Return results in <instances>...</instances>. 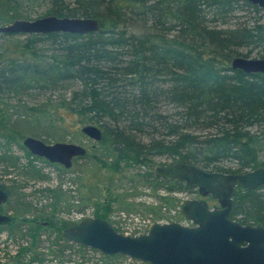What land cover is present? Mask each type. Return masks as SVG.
I'll return each mask as SVG.
<instances>
[{"label":"trees","instance_id":"1","mask_svg":"<svg viewBox=\"0 0 264 264\" xmlns=\"http://www.w3.org/2000/svg\"><path fill=\"white\" fill-rule=\"evenodd\" d=\"M44 1L48 7L40 16L95 18L99 28L82 33L0 32V102L22 89L43 93L68 88L69 95L57 106L101 129L99 141L107 154L100 166L109 173L101 177L109 184L106 180L98 186L106 187L105 196H113V180L130 168L131 180L136 177L148 189L199 196L182 180L154 174V157L221 172L264 167V72L231 67L236 56L254 53L264 58V10L256 3ZM22 2L0 0V26L24 19L18 12ZM148 211L162 217L153 207ZM41 217L32 221L10 217L0 223L10 233L17 225L15 231L21 233L29 221L27 244L15 250L12 264H22L26 256V264H44L48 259L68 264L74 255L83 254H100L104 264H119V258L126 257L71 242L61 236L60 227ZM230 217L264 226V186H236ZM44 234L54 239L47 246ZM84 257L73 264H86Z\"/></svg>","mask_w":264,"mask_h":264},{"label":"rangeland","instance_id":"2","mask_svg":"<svg viewBox=\"0 0 264 264\" xmlns=\"http://www.w3.org/2000/svg\"><path fill=\"white\" fill-rule=\"evenodd\" d=\"M47 5L44 0H23L18 12L24 19H33L43 15ZM244 19V15H241L240 20ZM250 57L257 56L251 53ZM22 90L17 91L16 95L6 94V99L0 102V186L8 193V199L0 206V212L9 218L16 217L17 220L24 218L32 221L36 215L42 216L61 229L81 217H102L115 229L126 234L142 232L153 221L164 223L179 220L185 223L180 217L182 212L179 213L183 203L201 196L148 189L136 177L131 180L132 168L111 182L113 196H105L108 193L106 187L99 189L106 180L109 184L108 179L101 177L109 175L106 168L100 166L107 154L105 144L91 139L81 131L83 125L91 123L82 122L77 114L57 106L63 96L69 95L70 90L65 88L43 93L34 88L27 92ZM44 96L52 101L46 103L47 98ZM29 106L37 110L27 112L24 108ZM34 134L49 144L59 141L82 145L86 153L82 157L73 158L71 167L65 168L59 163L32 154L24 146L23 138L34 137ZM170 161L166 156L154 157L152 169ZM214 203L211 201L210 205ZM156 206L161 208L158 210ZM149 207H153L162 217L155 218L154 212L148 211ZM29 221L24 223L21 233L15 231L17 225L10 228H13L12 233L8 228L0 226V264H12L14 260L11 256L15 250L27 244L26 226ZM42 239L46 246L54 240L48 239L47 234ZM83 255H74L68 264H73L74 259L81 260ZM27 259V256L23 257L22 264H26ZM84 260L86 264H104L100 254L86 255ZM53 262L48 259L44 264ZM139 262L127 256L118 260L119 264H141Z\"/></svg>","mask_w":264,"mask_h":264},{"label":"water","instance_id":"3","mask_svg":"<svg viewBox=\"0 0 264 264\" xmlns=\"http://www.w3.org/2000/svg\"><path fill=\"white\" fill-rule=\"evenodd\" d=\"M250 1L264 10V0ZM98 28L95 18L49 14L14 19L1 25L0 32L82 33ZM231 67L246 73L264 72V58L236 56L231 60ZM81 131L95 141L102 136L95 124L83 125ZM23 144L32 154L65 168L71 167L73 158L86 153V148L79 144L59 141L49 144L33 136L24 137ZM153 172L162 178L182 180L198 191L201 197L186 200L181 208L189 225L174 220L153 221L146 232L132 235L118 231L105 219L82 217L63 227L61 236L104 254H120L149 264H264V226L242 224L230 217L236 186H264V167L241 173L221 172L171 160L155 166ZM205 196H211L219 205L210 206ZM7 199V191L0 187V205ZM8 220L9 216L0 212V223Z\"/></svg>","mask_w":264,"mask_h":264},{"label":"flooded vegetation","instance_id":"4","mask_svg":"<svg viewBox=\"0 0 264 264\" xmlns=\"http://www.w3.org/2000/svg\"><path fill=\"white\" fill-rule=\"evenodd\" d=\"M204 198L208 201L209 204H210L211 201H213V202H215L213 205H215V204H216V205H219V203H218L215 199H213L211 196H205ZM208 198H211V200H208ZM2 204H3V203H2ZM2 204H1V205H2ZM1 205H0V206H1ZM1 213H2V212H1Z\"/></svg>","mask_w":264,"mask_h":264}]
</instances>
